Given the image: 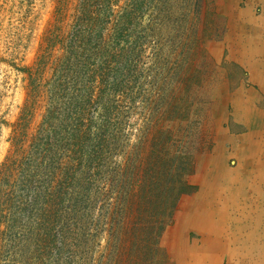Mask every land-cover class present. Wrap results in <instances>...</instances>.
<instances>
[{
  "label": "rangeland",
  "instance_id": "obj_1",
  "mask_svg": "<svg viewBox=\"0 0 264 264\" xmlns=\"http://www.w3.org/2000/svg\"><path fill=\"white\" fill-rule=\"evenodd\" d=\"M248 3L136 2L142 10L130 24L134 35L119 68L135 77L124 86L130 93L118 98L119 148L139 150L147 110V237L155 228L147 264H264V85L253 82L246 65L254 61L246 47L255 46L256 32L244 24ZM252 3L262 18L264 0ZM58 6V0H0V164L29 98L23 68L37 61ZM235 98L244 100L241 113ZM45 105L44 96L36 101L33 127ZM168 198L178 199L176 208L158 225V206ZM89 238L95 250L86 264H103L107 234ZM126 245L130 251L142 243Z\"/></svg>",
  "mask_w": 264,
  "mask_h": 264
},
{
  "label": "trees",
  "instance_id": "obj_2",
  "mask_svg": "<svg viewBox=\"0 0 264 264\" xmlns=\"http://www.w3.org/2000/svg\"><path fill=\"white\" fill-rule=\"evenodd\" d=\"M121 2L58 0L37 61L23 68L29 98L0 164V264H86L95 250L89 235L102 230L103 264H126L129 256L147 264L155 231L147 237V110L139 150L119 148L118 98L135 79L130 68H119L141 6ZM43 96L45 112L33 127ZM177 201L159 204L156 224L173 215ZM136 242L142 246L129 251L126 244Z\"/></svg>",
  "mask_w": 264,
  "mask_h": 264
},
{
  "label": "crops",
  "instance_id": "obj_3",
  "mask_svg": "<svg viewBox=\"0 0 264 264\" xmlns=\"http://www.w3.org/2000/svg\"><path fill=\"white\" fill-rule=\"evenodd\" d=\"M252 5H254V3H252V0H250V3L247 4V7L243 9V12H242L243 14L245 13L246 16L248 15L250 16V19L248 21L246 20L244 24L247 27L250 26V27L256 28L255 36H251L252 37L251 39L255 38L254 40L255 46H250L249 48L246 47L247 54L253 57L254 61H250L249 64H246V65H249V66L251 65V71H252L253 77L255 78L254 79L255 81L253 80V82L255 84L260 83L262 84L261 86L263 87L264 85L263 84V81H264V16L262 18H258L253 11ZM243 101L244 100H241V98L233 99L234 107L236 108L237 112H239L240 110L237 108V106L242 104ZM246 102H248V100ZM212 257L213 259H217L218 254H212Z\"/></svg>",
  "mask_w": 264,
  "mask_h": 264
},
{
  "label": "bare ground",
  "instance_id": "obj_4",
  "mask_svg": "<svg viewBox=\"0 0 264 264\" xmlns=\"http://www.w3.org/2000/svg\"><path fill=\"white\" fill-rule=\"evenodd\" d=\"M244 16V15H243ZM253 23V22H252ZM253 35V34H252ZM256 59V58H255ZM240 93V92H239Z\"/></svg>",
  "mask_w": 264,
  "mask_h": 264
}]
</instances>
